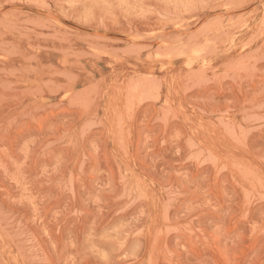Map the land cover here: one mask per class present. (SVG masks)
<instances>
[{
  "label": "rangeland",
  "instance_id": "obj_1",
  "mask_svg": "<svg viewBox=\"0 0 264 264\" xmlns=\"http://www.w3.org/2000/svg\"><path fill=\"white\" fill-rule=\"evenodd\" d=\"M0 264H264V0H0Z\"/></svg>",
  "mask_w": 264,
  "mask_h": 264
}]
</instances>
